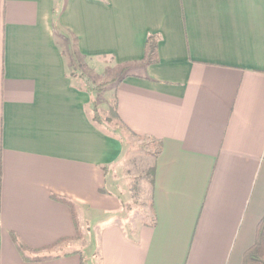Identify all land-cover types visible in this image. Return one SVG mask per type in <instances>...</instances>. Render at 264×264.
I'll use <instances>...</instances> for the list:
<instances>
[{
    "label": "crops",
    "instance_id": "0c3cea01",
    "mask_svg": "<svg viewBox=\"0 0 264 264\" xmlns=\"http://www.w3.org/2000/svg\"><path fill=\"white\" fill-rule=\"evenodd\" d=\"M60 36L122 74L105 104L157 148L148 222ZM263 217L264 0H0V264H242Z\"/></svg>",
    "mask_w": 264,
    "mask_h": 264
},
{
    "label": "rangeland",
    "instance_id": "374dc122",
    "mask_svg": "<svg viewBox=\"0 0 264 264\" xmlns=\"http://www.w3.org/2000/svg\"><path fill=\"white\" fill-rule=\"evenodd\" d=\"M58 40L64 47L67 60L71 63L69 75L78 87L83 89L92 85L108 84L104 91L98 95H93V99L98 105V114L102 119L100 126L109 133L116 130L119 137L125 142V152L119 167L121 170L119 171L120 184L125 189V197L127 198L124 211L135 212L137 219H141L142 222L150 221V170L157 148L151 141L131 135L114 119H108L107 109L109 106L105 104L108 100L112 101L110 86L122 74L115 75L116 71L112 65H96L94 60L79 57L73 52V39L71 37L60 36ZM110 106L113 104L111 103Z\"/></svg>",
    "mask_w": 264,
    "mask_h": 264
},
{
    "label": "trees",
    "instance_id": "16d2710c",
    "mask_svg": "<svg viewBox=\"0 0 264 264\" xmlns=\"http://www.w3.org/2000/svg\"><path fill=\"white\" fill-rule=\"evenodd\" d=\"M155 48H156V44H155V37L153 36H149L145 42V54H144V59H143V63L147 64L150 62H154L156 61L155 58ZM108 86V84H101V85H92V86H88L87 87V91L89 92V94L93 95H98L99 93H101L102 91H104L106 89V87ZM91 113H92V119L95 123H97L98 125H101L102 123V119L100 117V115L98 114V105L96 104L95 100H91ZM108 119H114V120H118V116L115 110V106H109L108 109ZM112 132H116L115 130ZM133 135V133H132ZM160 147V143L157 144ZM150 174H151V184L153 183V174H154V168L152 167L150 170ZM54 199H56L57 201H60L66 205H68L69 207H73V203L65 198H60L57 196H54ZM13 237V241L15 242L17 249L19 250V252L24 255V253L26 251H28V248L22 244L15 235H12ZM23 258L27 261L32 260V261H43V260H47L49 259L48 257H44V256H36L33 258H27L25 256H23ZM84 264V263H83ZM242 264H264V217L258 222L257 226H256V233H255V240L254 243L251 247H249L244 255H243V259H242Z\"/></svg>",
    "mask_w": 264,
    "mask_h": 264
}]
</instances>
